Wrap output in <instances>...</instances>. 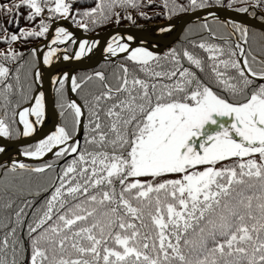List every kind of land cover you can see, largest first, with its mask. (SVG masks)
<instances>
[{"label": "snow or ice", "instance_id": "6c2138e0", "mask_svg": "<svg viewBox=\"0 0 264 264\" xmlns=\"http://www.w3.org/2000/svg\"><path fill=\"white\" fill-rule=\"evenodd\" d=\"M241 2L264 7V0ZM117 5L140 6L138 0H98L77 15L96 23L108 20ZM162 6L172 12L210 3L188 0L185 7L163 0ZM22 8L28 10L26 16ZM0 12L10 15L9 22L18 28L21 17L31 22L41 18L39 30L19 28L0 37L4 43L46 37L51 20L73 15L69 0H8L0 3ZM80 27L88 25L80 22ZM203 27L216 38L211 27ZM231 28L247 45L248 29ZM0 30L7 32L3 25ZM219 39L226 46L195 45L207 54V68L203 58L188 50L172 49L162 57L137 48L127 59L138 65L143 78L126 66L114 85L101 72L80 82L67 74L56 78L61 92L65 81H71L74 92L88 81L100 82L88 102V136L84 144L74 139L85 113L70 101L61 107L71 110L72 126H57L23 153L36 159L53 153L57 162L64 159L55 177L41 182L25 175L39 177L54 170V163H11L9 171L19 174L20 191L47 195L39 204L27 198L15 208V201L5 203L12 212L7 223L0 220L7 229L0 236V264H23L21 253H27V264H264V59L241 43L233 45L231 37ZM67 42H74L72 34L57 27L51 44ZM88 45L86 40L79 43L75 59L91 52ZM57 51L51 47L44 63H51ZM107 51L128 52V45L109 44ZM23 55L11 47L0 52V137L30 136L43 122V92L33 98L34 106L8 114L11 80L19 83L20 76L19 66L13 73L5 62L18 64ZM17 116L22 133L13 128ZM18 229L26 231L28 249Z\"/></svg>", "mask_w": 264, "mask_h": 264}, {"label": "trees", "instance_id": "16d2710c", "mask_svg": "<svg viewBox=\"0 0 264 264\" xmlns=\"http://www.w3.org/2000/svg\"><path fill=\"white\" fill-rule=\"evenodd\" d=\"M69 2L72 3L73 15L68 18L74 24L75 27L83 30L87 34H97L109 28L124 27V26L143 28L144 26L150 24L151 22L166 21L178 15H182L190 11H193L191 8H189L187 11H181L179 10V7H177L176 10L169 12L167 8H164L162 6L163 0H152V3H149V0H138V3L140 5L139 7L133 8L131 6L117 5L111 10V12L108 13L110 17L108 20L100 19L98 20V22L93 23L92 20H90L89 18L82 17V15H77V13L82 14L83 12L95 7L98 3V0H69ZM175 2L177 6L179 5H184L185 7L188 6V0H175ZM0 3L7 4L8 0H0ZM209 3L210 5H223L235 10L241 7H248L249 11L244 13H248L251 16L256 17L257 19L264 21V7H254L253 3L245 4L241 2V0H235V2H233V0H220L219 3H217L216 0H209ZM20 11L23 12L25 16L27 15L28 12L27 9L22 8ZM117 13L119 15H116ZM141 13H144V15H141ZM48 15L49 14L45 12L44 18H47ZM129 16H131V19L128 18ZM11 19L12 17L10 15L0 12V25H3V27L7 29V32L0 30V37H3L5 35H11L14 32H18L19 28L31 29L35 27L36 30H39L38 25L41 19L40 17H38L35 22L28 21L27 19L21 17L19 19V28L9 22ZM54 20L56 19L51 20L50 24ZM80 22L86 23L88 25V28L85 29L80 27ZM205 24L211 27V29L213 30L214 37L216 38L209 37L207 30L203 27V25ZM233 24L241 25L248 29L249 40L247 45H244L242 41L238 40L239 33H236L235 35L232 34L233 30L231 28V25ZM222 36L231 37V42L233 45L235 43H241V45L246 49H251V54L255 55L257 59H264V31L222 17H212V18H206L192 22L180 39L173 42L170 46L165 47L161 52L156 53L155 55H159L163 57L167 53H169L172 49H175L178 52H182L183 50H188L194 53L195 55H197L198 57L203 58L205 61V67L207 68V64H208L207 54L202 49L196 47L195 45L201 42H208V43L219 44L221 46H226L225 41L219 39V37ZM46 37H39V38L31 37L28 38L27 40L21 39L19 41L12 43L0 42V52L2 50L9 49L11 47L15 49L16 52L24 54L19 60L18 64L12 63L10 61L5 62L7 66H9L13 70V73H15V70L19 66V76H20L19 83H17L14 78L11 80V82L14 85V94L11 96L12 104L8 108V114L10 117L13 111L19 112L25 106L29 105L34 97V94L38 88V83L41 81L40 75L37 76V73H39V71L37 72V70L39 68L40 62L38 57L39 50L36 48V46L39 42L44 41ZM33 49L37 50L35 56L31 55ZM127 57H128L127 55H122L115 59L104 60L93 68L77 69L74 71L72 77H75L77 79V82H80L81 80L85 79L87 76H95V73L101 72L107 77L108 82L114 85L116 83V77L122 74L121 66H126L129 69V72H133L141 76V78H143V73H140L138 71V65L128 60ZM185 66H188L186 61H185ZM254 67H258V65H254ZM197 74L203 75L199 73L198 70H197ZM259 82L260 81H257V83ZM64 83H65V87L62 92L59 90L58 84L54 89L55 102L61 111V119L57 126L67 125L68 127H71L73 122L72 112L70 109H66V107H61V105H66L68 102L71 101L68 81H65ZM20 88H23L22 93L19 91ZM99 88H100V82L94 79L92 81H88L83 85L81 89L75 91V94L78 100L80 101V103L82 104L85 113L83 120L82 137L80 141L81 144H84L85 138L88 136L87 114L89 108L88 102L91 100L90 94H94L98 92ZM0 115H3L2 109H0ZM13 128L18 129L19 132H21L18 116L16 117V123L13 125ZM76 134H74V137L76 136ZM46 136L43 137L42 139L46 138ZM19 137L20 135H14L13 137L8 139L15 140L18 139ZM40 140L23 145L21 147V150L25 151L26 149L33 148ZM66 159L70 161L72 157L69 156ZM256 159H259V157L257 156ZM22 163L27 164L31 167L42 166L45 163H54L55 164L54 170H50L39 177L35 176L34 174H25V175H32L34 180L36 181L46 182L49 178L55 177V175L60 171V167L65 164V160L61 159L57 162L56 157L52 154L50 157L42 160L23 161ZM0 165L7 166V167H0V220H3L5 223H7V217L11 214L12 210L6 209L4 207L5 203L9 201H15V204L13 206L15 208L20 205L22 200L27 198V199H32L35 201L36 204H39L47 195V193H42L40 196L34 197V196H29L27 190L20 191L19 190L20 180L18 179L19 174L9 171L11 165L8 163L4 162ZM217 167H220V165L218 164ZM166 178H175V177H166ZM25 223H27V221ZM5 231H7V229L0 227V236H2ZM17 235L22 240L24 248L28 249L29 244H28V237L26 231L21 232L18 229ZM8 255L10 258L11 253H9ZM26 256L27 253H21L18 256V260H22L23 264H27Z\"/></svg>", "mask_w": 264, "mask_h": 264}, {"label": "water", "instance_id": "95a60500", "mask_svg": "<svg viewBox=\"0 0 264 264\" xmlns=\"http://www.w3.org/2000/svg\"><path fill=\"white\" fill-rule=\"evenodd\" d=\"M210 17L226 18V19H229V20L241 23V24L251 26L258 30L264 31V21H260L254 17H251L250 15L246 13L237 11L235 9L228 8L223 5H210V7L196 9V10H193L189 13L182 15L178 19L179 26H178L177 31L173 35L167 38L154 37L153 34H151L150 29H139V28H135L131 26L109 28L97 34H87L83 30L75 27L74 24L67 18L55 20L51 25V28H50V31L48 33L46 40L42 43L44 46L48 45V42L51 39V36L55 28L61 26L63 23H67L69 29L74 33V35L77 36L78 41H81L82 39H86L90 41L96 40V39L99 40L100 41L99 53L96 56V58L91 61H88L85 59H75V56L72 55L71 56L72 58L69 60H64L63 58H61L59 61L53 62L47 66L45 65L44 59H43V49L38 51V57H39V62H40L39 68L41 71V85L39 86L37 92L34 94V97H37L38 91L43 92L46 108L48 111L54 114V119L49 126L46 127L44 125L41 129H39L37 132L33 133L30 136L25 137L21 135L16 140H10L6 137H0V142L10 147L9 151L0 153V164L4 163L8 158L16 154L18 151H20L23 145L38 141L42 139L43 137H45L46 135H48L49 133L55 131L61 119V111L55 102L54 95L52 94L51 83H52V79L54 75L59 69L68 67V66L71 67V72L69 76L71 78L74 71L77 69L93 68V67H96L99 63H101L104 60L115 59L119 56L124 55V54H119L114 57L106 56L108 40L112 36H116V35L138 36L146 40L149 43L159 45L160 49H156L153 45H149L155 51H157V53H159L165 47L170 46L173 42L180 39L192 22L200 20V19H204V18H210ZM69 84H70V80L68 81V85ZM56 85L57 83L54 84V88L56 87ZM69 93L72 97V100L78 103L81 106L82 111L84 112L82 104L80 103L78 98L75 96L71 88H69ZM33 103H34V99H32L31 103L25 106V108L32 105ZM83 120H84V116L81 119V127L77 135V139L79 141H81V135H82V130H83Z\"/></svg>", "mask_w": 264, "mask_h": 264}, {"label": "rangeland", "instance_id": "374dc122", "mask_svg": "<svg viewBox=\"0 0 264 264\" xmlns=\"http://www.w3.org/2000/svg\"><path fill=\"white\" fill-rule=\"evenodd\" d=\"M191 12V11H190ZM189 13V12H188ZM244 13V12H243ZM186 14V13H185ZM246 14H248V13H246ZM182 15H184V14H182ZM182 15H178V16H176V17H173V18H171V19H169V20H166V21H161V22H151L150 24H148V25H146V26H144L143 28H139V29H151L153 26H156V25H159V24H162V25H165L166 27H168V28H172V26L171 25H173V24H176V31H177V29H178V26H179V24H178V19L182 16ZM248 15H250V14H248ZM251 16V15H250ZM251 17H254V16H251ZM210 18H212V17H210ZM254 18H256V17H254ZM67 19H69V18H67ZM204 19H206V18H204ZM257 19V18H256ZM57 20V19H56ZM70 20V19H69ZM200 20H202V19H200ZM259 20V19H258ZM55 21V20H54ZM53 21V22H54ZM260 21H262V20H260ZM52 22V23H53ZM52 23H51V25H52ZM59 27H63V28H65L68 32H70L71 34H72V39H73V41L74 42H67V43H64V44H58V45H52L51 44V40L52 39H54L55 38V30L53 31V34H52V36H51V39L49 40V42H48V45L46 46H44L42 43L46 40H44V41H42V42H39L38 44H37V46H36V48L38 49V50H41V48L43 49V59H44V56L47 54V52L49 51V49L51 48V47H57V49H58V51H57V54H56V56H54V57H52L51 58V63H53V62H56V61H59L61 58H63L65 55H68L69 57H71L72 55H74L75 56V54L76 53H78L79 52V47H78V45H79V43H81V42H83V41H85L86 39H82L81 41H78V38H77V36L76 35H74V33L69 29V27H68V25H67V23H63L61 26H59ZM131 27H133V26H131ZM135 28H137V27H135ZM56 29V28H55ZM175 31V32H176ZM150 32H151V34H157V35H159V36H171L169 33H164V31H160L159 33H155V31H153V30H150ZM174 32V33H175ZM49 33V32H48ZM48 33H47V36H48ZM173 33V34H174ZM165 34H168V35H165ZM172 34V35H173ZM113 37H119L120 39H119V41H114L113 40ZM129 37H131V39H129ZM47 38V37H46ZM86 41H88L89 42V47H91V52H86L85 53V55L84 56H82L80 59H85V60H88V61H91V60H93V59H95L96 58V56L98 55V53H99V50H100V41L99 40H86ZM79 42V43H78ZM117 42H119L120 44H126V45H128V52H119V53H117L116 55H119V54H124V55H129V53L132 51V50H135V49H137V48H143V49H146V50H148V51H151V52H153V54H156L157 53V51H155L151 46H149L150 44H149V42H147L146 40H144V39H142V38H140V37H138V36H130V35H116V36H112L111 38H109V40H108V44H107V48H108V46H109V44H111L113 47H116V43ZM42 44V45H41ZM152 45V44H151ZM153 46H157V45H155V44H153ZM8 49H5V50H2L1 52H5V51H7ZM116 55H112V54H110V53H108V51H107V49H106V56L107 57H114V56H116ZM108 60V59H107ZM51 63H49V64H46L45 63V65H50ZM39 71V75H40V79H41V71H40V68H38V70H37V72ZM70 72H71V67H64V68H61V69H59L57 72H56V74L54 75V77H53V79H52V83H51V90H52V94L54 95V84H56V78L57 77H62L63 76V74H67L68 76H70ZM41 85V81L38 83V88H39V86ZM68 87L69 88H71V81H70V84L68 85ZM38 88H37V90H38ZM72 89V88H71ZM37 90H36V92H37ZM35 92V93H36ZM40 92H42V91H38V94L40 93ZM74 92V91H73ZM74 94H75V92H74ZM38 96V95H37ZM75 96H76V94H75ZM77 97V96H76ZM70 99H71V101H74V100H72V97H71V95H70ZM78 104V103H77ZM32 106H34V103L32 104V105H30V106H28L27 108H29V107H32ZM25 108V107H24ZM23 108V109H24ZM22 109V110H23ZM21 110V111H22ZM49 115H51L52 116V118L54 119V114L52 113V112H50V111H48L47 110V108H46V105H45V100H44V117H43V122L42 123H40V124H36L35 125V131H34V133L35 132H37L39 129H41L44 125H45V123H46V121H47V119L49 118ZM29 119L30 120H32L33 121V123H35V117L34 116H30L29 117ZM81 119H82V117H81ZM20 127H21V132L20 133H22V131H23V125L20 123ZM80 127H81V123H80V126H79V130H78V132H77V134H76V136L74 137V139L76 140L77 139V135H78V133H79V131H80ZM22 134H20V136H21ZM81 137H82V135H81ZM16 140V139H15ZM0 146H3L4 148H5V152L6 151H9L10 150V147L9 146H7V145H5V144H3L2 142H0ZM53 151H55V149L53 150ZM24 151H22V150H20V151H18L16 154H14L13 156H11L10 158H8L6 161H5V163H8V164H10L11 165V163L12 162H17V163H22L23 161H37V160H42V159H45V158H48V157H50L53 153H48L47 155H45L43 158H40V159H36V158H31V157H27V156H25L24 154Z\"/></svg>", "mask_w": 264, "mask_h": 264}, {"label": "bare ground", "instance_id": "6f19581e", "mask_svg": "<svg viewBox=\"0 0 264 264\" xmlns=\"http://www.w3.org/2000/svg\"><path fill=\"white\" fill-rule=\"evenodd\" d=\"M172 28H168L166 27L165 25H162V24H159V25H156V26H153L150 30H153L155 31V33H159L160 31H164V33H169L170 35H172L175 31H176V24H173L171 25ZM165 35H168V34H165ZM154 37H159V38H167V37H170V36H159L157 34H153ZM150 44V43H149ZM152 44V43H151ZM150 44V45H151ZM153 45V44H152ZM156 45V44H155ZM156 49H160V46L157 45V46H154ZM53 121V118L51 115H49V118L47 119L46 123H45V126H49Z\"/></svg>", "mask_w": 264, "mask_h": 264}]
</instances>
